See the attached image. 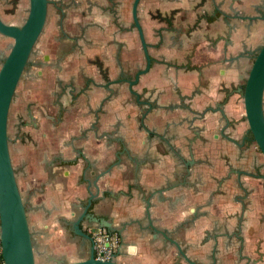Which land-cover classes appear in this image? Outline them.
<instances>
[{"label": "crops", "instance_id": "1", "mask_svg": "<svg viewBox=\"0 0 264 264\" xmlns=\"http://www.w3.org/2000/svg\"><path fill=\"white\" fill-rule=\"evenodd\" d=\"M73 1L48 5L11 137L35 264L88 256L91 241L72 222L91 193L87 212L119 234L114 254L126 264H183L169 238L194 254L204 233L218 232V222L230 228L237 213L248 257L220 264H264V182L253 176L264 174V156L244 140L233 89L251 65L239 52L264 41V0H139L152 61L133 88L152 104L146 117L148 105L119 80L145 63L133 0ZM212 9L218 16L208 23ZM0 16L20 24L23 0H0ZM11 41L0 34V63ZM98 223L84 217L80 226Z\"/></svg>", "mask_w": 264, "mask_h": 264}, {"label": "water", "instance_id": "2", "mask_svg": "<svg viewBox=\"0 0 264 264\" xmlns=\"http://www.w3.org/2000/svg\"><path fill=\"white\" fill-rule=\"evenodd\" d=\"M48 1L28 0L27 12L20 24L5 22L0 17V34L12 39L8 45L7 53L2 56L0 63V251L6 264H35V244L29 229L26 206L18 187L9 151L7 120L18 81L30 62V54L34 44L44 28ZM138 2L139 0L132 1L131 15L139 34L145 64L135 71L133 77L125 78L124 81L128 83V89L135 96L137 103L148 105L142 113V116L145 117L152 104L141 99L139 92L133 88L140 75L145 73L151 65V56L137 15ZM110 82L109 80L107 85ZM240 95L248 130L264 156V41L257 47L245 81L240 88ZM137 189L140 190L144 198L143 190L140 187ZM93 197L94 193H91L83 212L72 222L73 230L91 241L88 256L70 262L54 257L55 264H126L116 259L115 254L110 258H97L92 236L80 226L84 217H91L99 222L97 225H103L110 229L108 222L103 223L101 218L87 212V207ZM146 202L148 204L147 200ZM146 213H148V206ZM169 239L175 244L178 254H184L178 241Z\"/></svg>", "mask_w": 264, "mask_h": 264}, {"label": "flooded vegetation", "instance_id": "3", "mask_svg": "<svg viewBox=\"0 0 264 264\" xmlns=\"http://www.w3.org/2000/svg\"><path fill=\"white\" fill-rule=\"evenodd\" d=\"M10 1L11 2H17L18 0H9V2ZM56 1H57V3H59L58 9L62 10L64 8L63 3H61V0H56ZM211 1L212 0H198L195 4V7L196 6L200 7L205 2H208V4H209ZM50 2H51V0L48 1V5ZM70 4H71V6H75V3L73 0H71ZM47 8H48V6H47ZM24 9H25V6H24ZM11 10H13V9H11ZM217 16H218L217 11L214 12L213 9H212V12L210 14L206 13V19H207L208 23L215 21ZM239 16L241 18H244L246 15L242 14ZM164 19H165V22H167V24L171 23V20L169 19L168 16L165 15ZM134 27H135V25H134ZM136 30H137V28H136ZM137 33H138V31H137ZM138 37H139V34H138ZM139 41H140V39H139ZM140 45H141V43H140ZM257 47L255 49H252V50H249V49L242 50L239 52V55L248 56L250 63H251L253 60V56L257 51ZM147 48H148V46H147ZM151 61H152V58H151ZM30 64H31V62H30ZM127 78H131V77H127ZM121 79L124 80L125 78H121ZM244 81H245V78L242 81V84L239 83L237 85H233V89L236 90V92L239 95H240V88L242 87ZM240 97H241V95H240ZM134 98H135V96H134ZM140 98L144 99L141 95H140ZM244 137H245L244 140H247L248 144H251V145L253 144V146L255 148H258V146L256 145L255 141L253 140L252 134L249 130H247L246 134H244ZM252 173H254V172H252ZM230 175H231L230 173H227L223 176V178L227 177V176L229 177ZM253 176L261 178L262 181L264 182V174L263 173L261 174V172H260L256 175H253ZM234 182L239 186L243 185V180L240 178V174H238L236 176V178L234 179ZM242 204H244V202H242ZM262 216H263V214H262ZM234 217H235L234 221L230 225L231 226L230 228L227 227V224L225 222H218L216 226H217V228H221L222 230L218 229V232L208 230L206 233H204L202 235L200 242H199V247L197 248L196 251H194V254H191L189 252V249H187V248H189L188 244L182 245L178 242L181 246V249L183 250V253H184V254H182V253L178 254V257L182 259L183 264H220L221 260L224 259L225 257L230 258L231 261L232 260L234 261L235 259H238L240 257L241 258L248 257L247 254L244 253V248L247 245L246 244V237L244 234V228H245L244 227V222H245L244 215H240V213H237ZM119 244H120V240H119ZM257 245H258V243H255L256 248H257ZM258 253H259L258 256L260 257L261 253H260L259 249H258ZM247 264H250V263H247ZM251 264H254V263H251Z\"/></svg>", "mask_w": 264, "mask_h": 264}, {"label": "built area", "instance_id": "4", "mask_svg": "<svg viewBox=\"0 0 264 264\" xmlns=\"http://www.w3.org/2000/svg\"><path fill=\"white\" fill-rule=\"evenodd\" d=\"M85 230L92 236L95 256L97 258H110L119 245V234L103 225L87 224ZM0 264H6L1 257Z\"/></svg>", "mask_w": 264, "mask_h": 264}, {"label": "rangeland", "instance_id": "5", "mask_svg": "<svg viewBox=\"0 0 264 264\" xmlns=\"http://www.w3.org/2000/svg\"><path fill=\"white\" fill-rule=\"evenodd\" d=\"M23 2H24V6H25V9H24V15H25L26 12H27L28 0H23ZM43 33H44V28H43L41 34L39 35L37 41L34 44L33 51L30 54V62L35 57V54H36V51L38 50L40 41L42 40V38L44 36ZM30 62L28 64V66H30ZM21 77H22V79H21ZM21 77H20V79L18 81V84H17L16 89H15L14 96H13L12 101H11V104H10L9 113H8V120H7V132H8V136H9V151H10V156H11V149H12V146H11V143H12L11 142V137H13V133H14L13 132V127H14V124H15V121H16V105H17V102H18V99H19V95H20L19 94V86H20V84L22 82H25V80H26V78L23 76V74L21 75ZM16 161H17L16 158H15V160H12V164H13V167H14V170H15V175L17 173H19V170H18V161L17 162ZM16 180H17V178H16Z\"/></svg>", "mask_w": 264, "mask_h": 264}]
</instances>
